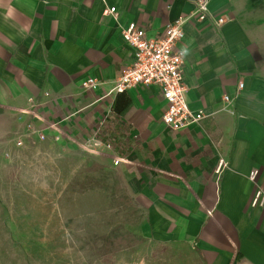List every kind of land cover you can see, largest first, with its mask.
Returning a JSON list of instances; mask_svg holds the SVG:
<instances>
[{
	"label": "crops",
	"instance_id": "crops-1",
	"mask_svg": "<svg viewBox=\"0 0 264 264\" xmlns=\"http://www.w3.org/2000/svg\"><path fill=\"white\" fill-rule=\"evenodd\" d=\"M196 1L0 0V132L17 149L101 147L136 175L153 241L185 242L202 264H264V205L253 204L264 192V0H210L206 21ZM180 17L187 99L206 117L173 130L159 86L112 89L133 61L122 29L155 36ZM89 76L96 90L82 86Z\"/></svg>",
	"mask_w": 264,
	"mask_h": 264
},
{
	"label": "rangeland",
	"instance_id": "rangeland-1",
	"mask_svg": "<svg viewBox=\"0 0 264 264\" xmlns=\"http://www.w3.org/2000/svg\"><path fill=\"white\" fill-rule=\"evenodd\" d=\"M7 132H0V264H202L185 242L152 240L136 175L109 163L101 147L68 139L63 144L81 145L17 149Z\"/></svg>",
	"mask_w": 264,
	"mask_h": 264
},
{
	"label": "built area",
	"instance_id": "built-area-1",
	"mask_svg": "<svg viewBox=\"0 0 264 264\" xmlns=\"http://www.w3.org/2000/svg\"><path fill=\"white\" fill-rule=\"evenodd\" d=\"M209 2L210 0H197L193 15L201 21L208 20ZM115 12L116 7L106 10L107 14L114 13L116 15ZM189 18L175 19L155 36H148L146 30L136 22L126 25L122 29V36L133 48V61L121 69V74L112 89L114 92L121 93L142 86H159L167 103L163 121L173 130L182 129L206 117L204 111L193 110L187 99L188 87L184 77L185 52L178 45L185 37V23ZM226 21L227 17L225 16L216 18L217 25H222ZM99 85V79L94 76H89L82 82V86L88 90H96ZM240 87H243V83L240 84ZM231 101V95L226 94L220 105L225 106ZM39 137L44 140L46 135L40 134ZM17 145L21 146L22 142L18 141ZM119 162L120 159L115 160V164ZM224 166L227 164L222 160L218 170ZM258 174L259 170H253L249 177L255 181ZM253 204L264 205V192L259 190L256 193Z\"/></svg>",
	"mask_w": 264,
	"mask_h": 264
}]
</instances>
